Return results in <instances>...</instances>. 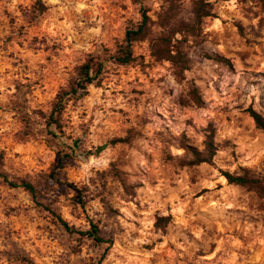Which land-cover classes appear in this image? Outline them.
Wrapping results in <instances>:
<instances>
[{
    "label": "rangeland",
    "instance_id": "1",
    "mask_svg": "<svg viewBox=\"0 0 264 264\" xmlns=\"http://www.w3.org/2000/svg\"><path fill=\"white\" fill-rule=\"evenodd\" d=\"M196 1L0 0V264H92L105 251L101 264H264V187L221 173L264 175L248 112L264 116V0H202L213 16L183 43L182 74L150 39L132 63L112 59L143 9L157 37L192 21ZM99 55L100 85L70 102L63 131L48 128L57 93ZM212 131L213 163H193L186 146L204 151ZM92 222L111 245L81 235Z\"/></svg>",
    "mask_w": 264,
    "mask_h": 264
},
{
    "label": "trees",
    "instance_id": "2",
    "mask_svg": "<svg viewBox=\"0 0 264 264\" xmlns=\"http://www.w3.org/2000/svg\"><path fill=\"white\" fill-rule=\"evenodd\" d=\"M142 19L137 23H133L129 26L125 32L124 39L118 45L117 52L113 55L112 59L117 64H130L136 57L133 51V45L135 42L150 39L151 54L153 57L169 61L176 69L178 73H183L189 67V58L184 52L182 45L188 41L189 37H197L200 35L202 25L206 18L213 16L212 7L210 3L198 0L194 4L193 20L190 22L181 21L178 27L170 30L168 33H164L157 37L150 35V25L152 23L151 17L148 15V11L143 9L141 12ZM160 25H165L168 21V17L163 15L159 16ZM179 35V36H178ZM107 59L102 56H90L82 65L78 68V76L75 82H73L68 88L61 89L56 97L50 114L46 119V125L48 128L53 127L56 130L63 131L66 127L64 122V116L66 114L68 105L70 102H77L83 99L89 93V87L91 85L99 86L102 76L105 73ZM193 101L198 104H203V99L195 88L191 91ZM250 116L253 118L256 126L264 132V116L253 108L248 110ZM126 138H116L111 141L113 144L126 142ZM106 144L98 146L97 152H100L106 148ZM186 149L191 153L195 164L209 163L212 164L217 152V147L214 139V132L212 131L206 137L204 151H200L194 146L187 145ZM222 175L226 178L228 183L249 187L252 189H263L264 187V175L256 176L250 170H244L243 173H231L230 171H221ZM6 181L7 178H5ZM12 187H18L19 184L15 182H9ZM29 192L35 196V188L31 183L23 182ZM58 221L67 230L70 229L68 222L61 216H58ZM170 216H158L156 226L165 229L170 223ZM81 235H86L92 238L94 241L102 243L106 241L100 236L99 226L95 223L90 224V228L80 232ZM108 250V249H107ZM107 255L105 251L101 258L92 264H101Z\"/></svg>",
    "mask_w": 264,
    "mask_h": 264
}]
</instances>
